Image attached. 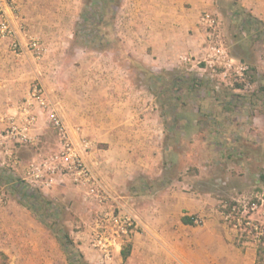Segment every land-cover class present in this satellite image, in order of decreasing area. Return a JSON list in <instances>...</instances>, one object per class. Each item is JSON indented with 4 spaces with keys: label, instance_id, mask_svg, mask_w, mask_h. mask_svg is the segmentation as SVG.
I'll return each instance as SVG.
<instances>
[{
    "label": "rangeland",
    "instance_id": "374dc122",
    "mask_svg": "<svg viewBox=\"0 0 264 264\" xmlns=\"http://www.w3.org/2000/svg\"><path fill=\"white\" fill-rule=\"evenodd\" d=\"M28 1L25 14L18 0L12 8L27 40L25 51L21 48L16 54L32 62L36 75L27 94L11 102V108L26 101L35 83L43 86L56 108L74 91L82 105L89 106L104 104L100 98L107 97L101 90L143 89L152 103L151 113L162 126L163 159L154 178L138 176L131 184L133 200L126 198L125 203L117 197L121 204L112 199L108 205L131 212L139 222L135 232L113 248L110 260L92 247L90 225L97 208L84 199L83 192L73 185L56 193L32 188L0 166V188L7 196L0 211V264H70L69 255L77 264H150L154 251H148L147 244L161 248L165 239L163 224L145 211L171 194L185 207L204 199L203 210L192 212L201 223L190 230L215 225L213 229L233 237L235 246L256 247L258 264H264V236L259 241L246 224L251 221L264 230V73L260 71L264 25L253 26L246 13L235 14L224 6L219 13H209L215 21L212 27L198 23L202 50L179 51L168 66L147 65L132 52L128 31H122V26L140 18L132 17L129 0ZM89 13L97 21L105 13L109 25L101 27L104 38H98L86 19ZM242 66L248 68L244 73ZM39 120L48 126L45 140L17 145L45 157L55 149L56 138L48 115ZM31 193L36 201L30 200ZM254 202L258 208L253 211ZM168 213L177 218L183 210L173 208ZM136 232L141 239L138 249L132 240Z\"/></svg>",
    "mask_w": 264,
    "mask_h": 264
},
{
    "label": "crops",
    "instance_id": "0c3cea01",
    "mask_svg": "<svg viewBox=\"0 0 264 264\" xmlns=\"http://www.w3.org/2000/svg\"><path fill=\"white\" fill-rule=\"evenodd\" d=\"M17 4L21 14L29 12L28 0H18ZM224 6L235 14L246 13L252 22L264 25V0H129L132 17L137 15L140 18L122 26V31H128L132 52L141 61L147 65L160 63L168 66L176 61L174 56L179 51L188 54L193 53L195 49L198 52L202 50L203 40L198 38L202 37V29L198 24L199 16L204 13H219ZM10 17L24 52L27 40L19 30L18 24L21 20L18 21L13 12H10ZM11 43L10 39L0 40V135L7 127L5 117L16 110L11 108L10 103L27 94L36 75L32 62L17 55ZM260 69L264 73V58L261 60ZM21 85H24L23 91H20ZM108 91L111 90L99 92L107 97L100 98L104 104L90 103L89 106L82 105L81 98L74 91L72 97L68 96L66 103H61L56 109L77 142L85 138L91 143V149L86 154L87 162L112 199L120 202L117 198L120 197L125 199L126 203V198H135L130 197L129 188L132 183L137 182L138 176L150 179L160 172L159 165L163 159L160 136L162 126L151 113L152 103L150 98L144 96L143 89L121 86L115 88L113 93ZM110 95L112 97H108ZM56 96L60 95L55 94L54 97ZM44 116L45 114L39 111L37 126L32 131V136L39 140H45L44 133L48 127L47 123L39 120ZM79 129L81 131L77 132ZM54 134L57 146L55 131ZM99 146L102 150L98 149ZM8 150L12 151L19 161L18 165L13 169L8 168V171L28 182V164L39 161L44 156L37 153L31 155L25 152L22 146L8 143L6 146H0V166L11 162L6 156ZM68 186L72 185L59 183L52 188H46L40 184H32V188L51 193ZM75 188L84 193L81 188ZM174 197V194H171L165 201L145 211L150 219L163 224L162 234L165 239L161 248L147 244V250L154 251L150 264H258L260 253L256 247L235 246L229 233L213 229L215 225L210 223H204L202 229L197 227L190 230L189 228H194L195 223L183 222L184 218L194 221L197 219L192 212L203 210L204 199H196L185 207L184 202H177ZM84 199L94 209H98L96 204L86 199L85 194ZM173 208L183 210L182 215L177 218L170 216L168 212ZM158 237L161 238L160 233ZM132 240L135 249L140 248L138 243L141 239L137 232Z\"/></svg>",
    "mask_w": 264,
    "mask_h": 264
},
{
    "label": "built area",
    "instance_id": "2783aa9c",
    "mask_svg": "<svg viewBox=\"0 0 264 264\" xmlns=\"http://www.w3.org/2000/svg\"><path fill=\"white\" fill-rule=\"evenodd\" d=\"M14 4L15 0H0V40L10 39L13 51L18 52L22 46L17 39L16 30L10 17ZM200 23L203 26L212 27L215 21L209 14L204 13ZM33 47H37V44L34 43ZM225 66L228 69L233 68L230 63H226ZM247 69V67H240L243 73ZM39 111L48 115L50 124L57 135V146L48 156L28 164V182L30 185L40 184L46 188H52L59 183H68L81 188L86 199L98 206L97 213L90 225L92 247L101 258L110 260L113 248L122 241V238H128L134 233L139 222L127 210L120 208L112 210L108 207L112 196L86 159V154L91 149V143L85 138L78 142L74 139L72 131L54 104L49 101L46 91L39 83L32 86L26 101L18 106L13 114L5 117L7 127L0 135V146H6L8 143L11 145L33 143L36 138L32 136V131L37 126ZM80 131V129L77 130V132ZM6 156L11 161L4 163L7 169H13L19 164L18 158L12 151L8 150ZM6 198L5 192L0 188V211L6 203ZM257 208L258 203L254 202L251 205V210L254 211ZM194 223L200 224L201 221L196 219ZM246 224L252 227L256 238L260 241L264 236V230L251 221Z\"/></svg>",
    "mask_w": 264,
    "mask_h": 264
},
{
    "label": "trees",
    "instance_id": "16d2710c",
    "mask_svg": "<svg viewBox=\"0 0 264 264\" xmlns=\"http://www.w3.org/2000/svg\"><path fill=\"white\" fill-rule=\"evenodd\" d=\"M107 13V12H106ZM91 14L92 13H89V14H87V17H86V19L89 21V23H90V25H92L93 27H94V29H96L97 30V36H98V38L99 37H103L104 38V34L102 33V31H101V27L102 26H104V25H109L108 23H107V20H106V15H105V13L101 16V18H100V20H92V18H91ZM248 21H250L251 23V25H253V26H256L257 24H260V23H254V22H252V19H248ZM100 39H102V38H100ZM31 195L32 196H30V200H35L36 201V194L35 193H31ZM29 206V209H31V210H33L34 211V206H32V205H28ZM183 222L185 223V224H193L194 223V219H188V218H184L183 219ZM49 226V225H48ZM51 229H52V227L51 226H49ZM57 237H58V239L59 240H62L59 236H58V234H57ZM67 238H68V236H67ZM129 253H130V251L129 250H127V251H123V253H122V255H123V258L124 259H126L128 256H129ZM80 257H82V256H80ZM68 259H69V263L70 264H77L74 260H73V258L69 255L68 256Z\"/></svg>",
    "mask_w": 264,
    "mask_h": 264
}]
</instances>
